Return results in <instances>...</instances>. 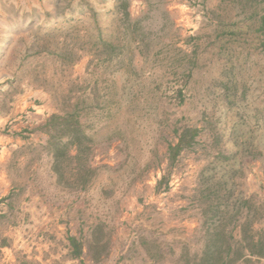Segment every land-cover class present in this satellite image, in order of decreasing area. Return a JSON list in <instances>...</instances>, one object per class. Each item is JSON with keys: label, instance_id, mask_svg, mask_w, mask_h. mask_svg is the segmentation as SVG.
<instances>
[{"label": "rangeland", "instance_id": "rangeland-1", "mask_svg": "<svg viewBox=\"0 0 264 264\" xmlns=\"http://www.w3.org/2000/svg\"><path fill=\"white\" fill-rule=\"evenodd\" d=\"M14 242L0 264H264V0H0Z\"/></svg>", "mask_w": 264, "mask_h": 264}, {"label": "crops", "instance_id": "crops-1", "mask_svg": "<svg viewBox=\"0 0 264 264\" xmlns=\"http://www.w3.org/2000/svg\"><path fill=\"white\" fill-rule=\"evenodd\" d=\"M16 242H14V245L12 248H7V247H2L0 249L1 253H2V256H1V259L2 261L4 262L5 260L7 262H16V258L14 257V251H13V248L16 247L15 246ZM22 246V245H21ZM28 247V246H27ZM47 244H41L39 243L35 248H34V254L32 256V258L35 260V261H38V262H42L43 261V257L42 255H44L46 257V252H47ZM33 247H30L29 248V251L31 252Z\"/></svg>", "mask_w": 264, "mask_h": 264}, {"label": "trees", "instance_id": "trees-1", "mask_svg": "<svg viewBox=\"0 0 264 264\" xmlns=\"http://www.w3.org/2000/svg\"><path fill=\"white\" fill-rule=\"evenodd\" d=\"M180 142H181V140L179 141V144H180ZM179 144L176 146V148H178L180 146Z\"/></svg>", "mask_w": 264, "mask_h": 264}]
</instances>
